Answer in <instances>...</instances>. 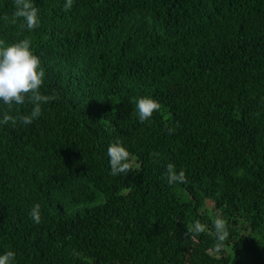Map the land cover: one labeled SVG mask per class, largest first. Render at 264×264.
<instances>
[{"label":"trees","instance_id":"16d2710c","mask_svg":"<svg viewBox=\"0 0 264 264\" xmlns=\"http://www.w3.org/2000/svg\"><path fill=\"white\" fill-rule=\"evenodd\" d=\"M33 3L29 31L14 0H0V40H31L53 98L31 125L0 127V254L14 251L16 264H264V0ZM140 96L161 105L142 123ZM117 140L130 171L113 176ZM169 163L185 183L168 184Z\"/></svg>","mask_w":264,"mask_h":264},{"label":"clouds","instance_id":"9594fccd","mask_svg":"<svg viewBox=\"0 0 264 264\" xmlns=\"http://www.w3.org/2000/svg\"><path fill=\"white\" fill-rule=\"evenodd\" d=\"M15 11L12 15L22 18L27 30L32 31L39 25V12L33 0H14ZM73 0H65V10L71 9ZM45 70L41 59L35 54L30 39H21L6 43L0 40V106L8 109V114L0 115V127L5 125H31L42 115V106L50 102L52 97L42 93L45 83ZM139 122L150 119L154 112L159 111L160 103L150 96H140L133 101ZM31 105L27 114L12 115L15 106ZM110 175L117 176L130 171V152L119 141L111 143L107 148ZM169 185L183 184L186 176L183 169L177 170L169 163L166 168ZM30 218L36 224L41 222L39 204L33 205L29 212ZM214 228L220 241L228 236L226 223L216 219ZM196 233L203 229L199 222L193 226ZM0 264H16V254L8 250L0 254Z\"/></svg>","mask_w":264,"mask_h":264}]
</instances>
